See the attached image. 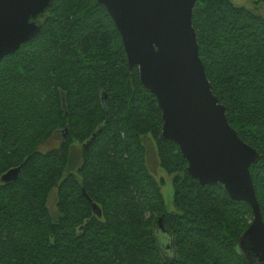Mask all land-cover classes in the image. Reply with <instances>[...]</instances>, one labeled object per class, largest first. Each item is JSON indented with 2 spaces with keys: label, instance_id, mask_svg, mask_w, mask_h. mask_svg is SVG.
<instances>
[{
  "label": "trees",
  "instance_id": "1",
  "mask_svg": "<svg viewBox=\"0 0 264 264\" xmlns=\"http://www.w3.org/2000/svg\"><path fill=\"white\" fill-rule=\"evenodd\" d=\"M37 20L39 36L0 61V264H245L238 243L252 208L189 176L106 8L54 0ZM193 26L229 124L264 157V17L231 0H198ZM60 133V146L43 150ZM148 135L174 176L176 212L148 170ZM251 175L264 219V158Z\"/></svg>",
  "mask_w": 264,
  "mask_h": 264
},
{
  "label": "water",
  "instance_id": "2",
  "mask_svg": "<svg viewBox=\"0 0 264 264\" xmlns=\"http://www.w3.org/2000/svg\"><path fill=\"white\" fill-rule=\"evenodd\" d=\"M53 1L0 0V61L39 36L43 26L37 19ZM97 1L121 34L129 67L139 69L141 84L156 97L162 139L179 147L189 176L203 187L222 185L233 201L252 208L254 220L238 248L245 264H264V219L251 175L264 157L240 139L212 91L193 26L198 0ZM19 172L3 182L16 180ZM158 228L167 233L162 219Z\"/></svg>",
  "mask_w": 264,
  "mask_h": 264
},
{
  "label": "rangeland",
  "instance_id": "3",
  "mask_svg": "<svg viewBox=\"0 0 264 264\" xmlns=\"http://www.w3.org/2000/svg\"><path fill=\"white\" fill-rule=\"evenodd\" d=\"M233 4L238 7L245 8L247 10L254 11L264 17V5L256 6L252 0H231ZM63 134L60 133L54 139L53 142H50L49 145H46L43 150L53 149L55 147L60 146L62 142ZM143 143L147 148V158L146 164L150 174L154 177L159 185H161V192L165 201V205L167 207L168 212L173 213L176 212V208L174 205V176L168 175L160 166L157 145L151 135L143 138ZM72 153L75 154V158L80 159V154L82 153L83 146L74 142L72 144ZM80 160L76 163L73 174L77 173V169L80 166ZM78 166V167H77ZM163 182V183H162ZM49 210L52 215H57V190L53 191L50 199H49Z\"/></svg>",
  "mask_w": 264,
  "mask_h": 264
}]
</instances>
